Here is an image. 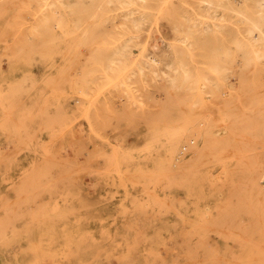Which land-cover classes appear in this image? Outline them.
<instances>
[{
	"label": "rangeland",
	"instance_id": "374dc122",
	"mask_svg": "<svg viewBox=\"0 0 264 264\" xmlns=\"http://www.w3.org/2000/svg\"><path fill=\"white\" fill-rule=\"evenodd\" d=\"M211 1L0 0V264H264V56Z\"/></svg>",
	"mask_w": 264,
	"mask_h": 264
},
{
	"label": "bare ground",
	"instance_id": "6f19581e",
	"mask_svg": "<svg viewBox=\"0 0 264 264\" xmlns=\"http://www.w3.org/2000/svg\"><path fill=\"white\" fill-rule=\"evenodd\" d=\"M122 4L123 3H127L128 2V0H119ZM222 1V0H221ZM246 1H248V2H252V5H253V7H254V9H253V11H252V13L254 12V15L255 16H253V17H248V18H245V19H248L249 20V22L251 23V25H249V27H247L248 28V35H249V38H248V40L247 41H242V39H241V41H239L238 42V45H239V48L241 47V46H247V48H251V51L253 50L254 52V54L256 55V57H261V56H264V52H263V50H261L260 49V43L258 42L259 40H261V39H264V0H242L241 2H246ZM206 2L208 3V6L209 7H211V9H212V2L213 1H211V0H206ZM247 2V3H248ZM214 3V2H213ZM52 4V3H51ZM215 5V4H214ZM244 5V4H243ZM207 6V7H208ZM217 6V5H216ZM219 6V5H218ZM244 7V6H243ZM129 8V7H128ZM240 10V11H239ZM209 11H210V9H209ZM212 12H213V10H211ZM238 11L242 14L243 13V10H242V7L240 8V9H238ZM210 13V12H209ZM213 13H215V12H213ZM207 14H208V12H207ZM212 13H210V15H211ZM209 15V16H210ZM213 15V14H212ZM243 15V14H242ZM143 16V15H142ZM241 16V15H240ZM143 19H145V18H142V17H136L135 19H133V21H135V23H137V25H136V27H138V28H140L139 26V23H142V21H143ZM207 20V19H206ZM145 21V20H144ZM245 21V20H244ZM142 24H144V23H142ZM142 24H141V26H142ZM204 24H205V26L204 27H206V28H209V26H210V23L208 22V21H204ZM218 26V25H217ZM211 29H212V27H210ZM246 28V29H247ZM141 29V28H140ZM206 30V29H205ZM146 31V30H145ZM208 31V30H207ZM257 32H258V34H257ZM140 34V33H139ZM148 34V33H147ZM247 35V36H248ZM137 37H139L138 36V34L136 35ZM132 37V36H131ZM241 37H239V39H240ZM148 39V38H147ZM257 39V40H256ZM261 43H262V41H260ZM148 43V42H147ZM169 43V42H168ZM246 48V49H247ZM262 48V47H261ZM241 49H243V48H241ZM147 50V49H146ZM167 51H169V50H167ZM125 53V52H124ZM126 53H127V51H126ZM246 53V52H245ZM148 55L153 59L152 61H159L158 59H159V54H157L155 51H149V53H148ZM126 56V55H125ZM166 66L167 67H172L171 66V64H169V63H166ZM172 68H174V66L172 67ZM142 69V68H141ZM149 69V68H148ZM170 71V70H169Z\"/></svg>",
	"mask_w": 264,
	"mask_h": 264
}]
</instances>
